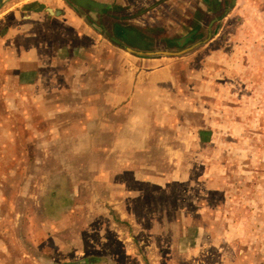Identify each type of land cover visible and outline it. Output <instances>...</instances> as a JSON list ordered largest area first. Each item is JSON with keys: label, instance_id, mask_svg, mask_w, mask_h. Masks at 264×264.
<instances>
[{"label": "crops", "instance_id": "obj_1", "mask_svg": "<svg viewBox=\"0 0 264 264\" xmlns=\"http://www.w3.org/2000/svg\"><path fill=\"white\" fill-rule=\"evenodd\" d=\"M73 1L58 0L50 9L39 3L35 10L24 7L30 2L26 0L19 8L0 11V133L10 132L2 118H10L12 127H18L16 119L44 118L50 127L46 132L58 136L62 124L64 134L87 136L80 147L87 152L75 158L79 164L75 166L95 168L90 179L96 190L87 197L96 195L94 199L82 206L71 203L59 209L57 218L49 213L40 220L50 235L49 243L54 236L55 250L50 249L54 256L33 261L179 264L211 247L223 248L222 264L233 263L227 251L233 234L241 231L240 223L233 224L228 217L227 223L220 222L215 213L231 190L225 181L219 185L225 178L215 172L216 164L200 159L205 150L198 143L181 144L184 136L198 139L199 134V129H189L185 123L187 103L193 97L187 103L184 100L187 65L135 56L108 37L104 26L89 18L101 17L111 0H90L99 13L82 7L81 13L74 12ZM115 1L117 6L129 7L130 17L142 14L136 21L148 29L178 38L194 37L202 28L212 31L228 2ZM229 4L237 10L244 2L229 0ZM177 64H181L179 70ZM187 76L196 79L188 88L200 100L195 88L198 72L189 71ZM38 148L55 153L56 146L38 142ZM68 181L73 179L68 176ZM66 187L71 200V189ZM202 195L207 207L212 199L211 213L196 204ZM59 233L64 239H56ZM1 250L5 251L0 264L6 260L7 264H29L21 257L12 261L0 240Z\"/></svg>", "mask_w": 264, "mask_h": 264}, {"label": "rangeland", "instance_id": "obj_2", "mask_svg": "<svg viewBox=\"0 0 264 264\" xmlns=\"http://www.w3.org/2000/svg\"><path fill=\"white\" fill-rule=\"evenodd\" d=\"M23 1L26 0H11L8 8H19ZM57 1L30 0L24 7L37 10L40 3L44 9H50ZM242 2L244 5L234 10L235 5L230 7L228 0L217 16L214 29L202 28L183 47L177 45L181 37H169L162 30L148 29L145 23L136 21L142 14L128 16L129 7L117 6L115 0L105 6L109 13L89 19L95 25L104 26L108 37L120 41V46L131 49L133 55L141 58H148L147 53L180 52L193 47L175 57L155 56L188 67L183 75L185 85L187 82L183 87L184 100L189 101L191 94L193 97L186 102L185 123L189 129L192 126L199 129V134L198 139L184 136L181 144L187 140L198 143L201 150H205L200 159L215 163V172L225 178L220 177L219 185L223 186L225 181V187L231 190L227 203L219 201V209L215 210L220 222H226L228 217L231 223H240V233L233 234L232 248H227L228 256L234 261L227 264H236L235 261L237 264H264V0ZM71 10L81 13L74 2ZM116 26L137 31L145 48L130 47L116 38ZM181 60L183 62H179ZM177 68L179 70L181 64H177ZM189 71L198 72L199 82L195 88L199 89L200 100L197 93L188 88L192 81L197 82L187 76ZM2 121L10 132L0 133V240L12 261L21 257L35 264V257L45 260L49 255L54 256L50 252L54 236L49 243L50 235H46L40 220L49 213L57 218L61 215L59 209L71 203L78 205L79 202L82 206L94 199L96 195L87 197L96 190L95 182L90 179L95 168L75 166V163L79 165L75 158L87 152L80 148L87 142V136L64 134L62 130L66 126L62 124L58 126L59 136L49 134L46 132L50 128L48 120L44 118L16 119L18 127L11 126L10 118H2ZM38 142L53 143L55 153L39 149ZM68 176L73 182L68 181ZM67 185L71 189V200ZM157 199L155 194L154 200ZM210 202L207 207V198L202 195L196 204L211 213ZM59 235L57 240L64 239L63 233ZM4 251L1 250L0 258ZM221 254L223 256V248L206 247L179 264H222Z\"/></svg>", "mask_w": 264, "mask_h": 264}, {"label": "water", "instance_id": "obj_3", "mask_svg": "<svg viewBox=\"0 0 264 264\" xmlns=\"http://www.w3.org/2000/svg\"><path fill=\"white\" fill-rule=\"evenodd\" d=\"M11 0H0V11L10 2ZM75 5L78 7H88L89 9H92L94 3L90 0H74L73 1ZM114 36L118 39H120L123 43L127 44L130 47H137L139 49H144L145 48V43L144 41L137 36L136 33L129 31L127 29H123L119 26H116L114 29ZM192 37L188 36L185 38H182L178 41V46L183 47L185 43H187L189 40H191ZM193 48V47H192ZM192 48H188L186 50L180 51V52H172V51H157L153 53H147L148 56H164V57H175L179 56L181 54L187 53L189 50Z\"/></svg>", "mask_w": 264, "mask_h": 264}, {"label": "flooded vegetation", "instance_id": "obj_4", "mask_svg": "<svg viewBox=\"0 0 264 264\" xmlns=\"http://www.w3.org/2000/svg\"><path fill=\"white\" fill-rule=\"evenodd\" d=\"M92 2H93V1H92ZM93 3H95V2H93ZM85 9H88V7H85ZM92 10H93V11H94V10H97V11H98V8H94V7H92ZM127 30L136 33L137 36H140L139 33H138L137 31H135L134 29H130V28H129V29H127ZM129 51H130V52H133L131 49H129ZM133 54H134V53H133Z\"/></svg>", "mask_w": 264, "mask_h": 264}, {"label": "bare ground", "instance_id": "obj_5", "mask_svg": "<svg viewBox=\"0 0 264 264\" xmlns=\"http://www.w3.org/2000/svg\"><path fill=\"white\" fill-rule=\"evenodd\" d=\"M10 4H12V2H11ZM10 4L6 5L2 10H6V9L8 10V9L10 8V7L8 8V6H9Z\"/></svg>", "mask_w": 264, "mask_h": 264}]
</instances>
